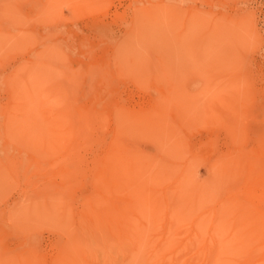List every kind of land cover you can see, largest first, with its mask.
Returning <instances> with one entry per match:
<instances>
[{
    "label": "rangeland",
    "instance_id": "rangeland-1",
    "mask_svg": "<svg viewBox=\"0 0 264 264\" xmlns=\"http://www.w3.org/2000/svg\"><path fill=\"white\" fill-rule=\"evenodd\" d=\"M263 257L264 0H0V264Z\"/></svg>",
    "mask_w": 264,
    "mask_h": 264
},
{
    "label": "bare ground",
    "instance_id": "bare-ground-1",
    "mask_svg": "<svg viewBox=\"0 0 264 264\" xmlns=\"http://www.w3.org/2000/svg\"><path fill=\"white\" fill-rule=\"evenodd\" d=\"M14 95H15V94H14ZM17 97H18V96H17ZM28 97H29V96H27L26 98L29 99ZM11 98H12V97H11ZM49 98H50V97H49ZM16 99H17V98H16ZM31 99H32V98H31ZM56 100H57V99H56ZM13 101H14V99H13ZM13 101H11V102H13ZM24 101H26V99H24ZM53 101H54V100H53ZM54 102H56V101H54ZM54 102H53V103H54ZM13 103H14V102H13ZM19 103H20V102H19ZM53 103H52V106H51V107H55V106H56V105L53 106ZM58 103H59V102H58ZM58 103H56V104H58ZM25 104H26V102H25ZM27 104H28V103H27ZM35 104L38 105V102L35 103ZM39 104H40V106H41V102H40ZM46 104H48V103H46ZM62 105H63V104H62ZM42 106L44 107L43 104H42ZM47 106H48V105H47ZM57 107H58V106H57ZM57 107H55V108H57ZM59 107H60V106H59ZM30 108H31V106H30ZM32 108H33V107H32ZM53 109H54V108H52V110H50V111L48 110L47 115H45L46 118H47V116L49 117V115H50V114L48 115L49 112H51V111L53 112ZM66 109H67V108H66ZM39 110H40V109H39ZM43 110H44V109H43ZM56 110H57V109H55L54 112H55ZM62 110H63V109H61L60 111L62 112ZM23 111H24V110H23ZM29 111H30V110H29ZM45 111H47V110H45ZM45 111L43 112L44 114H45ZM65 111H67V110H64V114L67 115V112H65ZM25 112H26V111H25ZM40 112H42V111L40 110ZM26 113H27V112H26ZM26 113H25V115H26ZM28 113H29V112H28ZM61 114H63V112H62V113H60V112L57 113V115H58L59 117H60ZM55 116H56V115H55ZM55 116L53 115V117H55ZM63 116H64V115H63ZM63 116H62V117H63ZM42 117H43V116H42ZM51 117H52V116H51ZM64 117H66V116H64ZM67 117H68V116H67ZM44 119H45V117H44ZM47 119H48V118H47ZM47 119H45V120H47ZM50 119H51V118H49L48 121H49ZM57 121H58V120H57ZM54 122H56V121H52L53 124H52V123H50V124H52L53 127H55V126H56V123H58V127H57V128L55 127V128H56V131H57V129H59V128H61V127L65 128L64 130H66V124H65V123H59V122H56V123L54 124ZM50 124H48V125L50 126ZM59 124H61V125H60L61 127H59ZM63 124H65V126H62ZM52 125H51L49 128H51ZM19 127H20V126H19ZM27 127H28V126H27ZM53 127H52V129H53ZM34 128H35V127H34ZM55 128H54V129H55ZM19 129H20V128H19ZM35 129H37V128H35ZM59 130H61V129H59ZM57 132H58V131H57ZM60 132H61V131H60ZM62 132H63V130H62ZM62 132H61V133L58 132V133H59V134H62ZM64 133H65V131H64ZM58 136H59V135H58ZM60 136H61V135H60ZM60 136H59V137H60ZM54 137H55V134H54ZM59 137H58V138H59ZM61 137H62V136H61ZM58 138L56 137L55 139H58ZM61 139H62V138H61ZM61 139H60V140H61ZM231 172H232V171H231ZM232 174H233V173H232ZM200 191H201V190H200ZM202 192H204V190H202ZM165 200H166V199H165ZM167 203H168V202H167ZM92 214H93V213H92ZM175 215H176V218L178 217V219H179V216H178L177 214H175ZM170 217H172V215H170ZM170 217H169V219H170ZM172 218H173V217H172ZM174 218H175V217H174ZM176 218H175V219H176ZM175 219H174V220H175ZM172 221H173V220H172ZM169 222H170V221H169ZM175 222H177V219H176ZM175 222L173 221V223H175ZM105 223H106V222H105ZM204 223H205V222H204ZM169 224H170V223H169ZM171 224H172V223H171ZM104 225H105V224H104ZM165 225H166V224H165ZM199 225H200V224H198L196 227H198ZM220 225H221V224H220ZM168 226H173V225H168ZM203 226H204V225H203V223H202V224L199 226V228L201 227L200 229L203 230V229H204ZM217 226H219V224H217ZM118 227H119V226H118ZM192 227H194V226H192ZM245 227H247V226H245ZM122 228H123V227H122ZM167 228L169 229V227H167ZM170 228H171V227H170ZM168 229H167V230H168ZM194 229H195V228H194ZM207 229H208V228H207ZM243 229H244V228H243ZM170 230H172V228H171ZM204 230H205V229H204ZM212 230H213V228H212ZM244 230H245V229H244ZM213 231H214V230H213ZM218 231H219V230H218ZM196 232H197V234L193 232V236H194V237H195L196 235H199V236L202 235V233L199 232V230L196 231ZM215 232H217V231H214V234H215ZM217 233H218V232H217ZM217 233H216V234H217ZM166 234H168V233L166 232ZM166 234H164V235H165V238H164V236L162 235V236H163V237H162V238H163V241H166L165 239H167V238H166ZM172 234H173V231H172ZM174 234H175V233H174ZM194 234H196V235H194ZM170 237H171V236H170ZM174 237H175V236H174ZM215 237H216V236H215ZM217 237H218V236H217ZM197 238H199V237H197ZM197 238H196V239H197ZM209 238H210V237H209ZM187 239H188V238H187ZM187 239H186V240H187ZM193 239H195V238H192V240H193ZM220 239H222V238H220ZM198 240H199V239H198ZM213 240H214V239H213ZM215 240H216V238H215ZM215 240H214V241H215ZM187 241H188V240H187ZM193 241H194V240H193ZM196 241H197V240H196ZM204 241H205V240H204ZM204 241H203V242H204ZM207 241H209V240L207 239ZM225 241H226V239H225ZM225 241H224V242H225ZM236 241H238V239H236ZM180 242H181V241H180ZM182 242H183V241H182ZM182 242H181V243H182ZM189 242H190V241H189ZM203 242H202V243H203ZM205 242H206V241H205ZM164 243H165V242H164ZM166 243H167V241H166ZM172 243H173V244H172V245H173V247H172L173 249H174V247H177V246L174 245V242H173V241H172ZM183 243H184V242H183ZM183 243H182V244H183ZM191 243H192V242H191ZM191 243H190V246H192ZM193 243H194V242H193ZM212 243H213V242H212ZM216 243L219 244L220 242H216ZM182 244H179V243H178V245H180V246H181ZM186 244H188V242H186ZM198 244H199V243H198ZM198 244H196V246L198 247L197 249H200V250L202 249L201 253L204 254V255H206L205 253H203V252H204L203 250H205L203 246H206V245H205L206 243H205L204 245H202L201 248H199L200 245L198 246ZM208 244H210V243H208ZM218 244H217V245H218ZM161 245H162V244H160V246H161ZM165 245H166V244H163V246H165ZM167 245H168V244H167ZM188 245H189V244H188ZM188 245H187V247L185 248V243H184V246L182 245L183 247H182V249L180 248V250L183 251L184 249H185V250L188 249V247H189ZM160 246H159V249H160ZM180 246H178V247H180ZM196 246H195V247H196ZM210 246H211V245H210ZM215 246H216V245H215ZM206 247H207V246H206ZM206 247H205V248H206ZM207 248H209V246H208ZM207 248H206V249H207ZM159 249H158V247H155V250L150 254V256H151L152 258H156L157 256H159V255H160V254H158V253L160 252ZM176 249H178V250H176V251H179V248H176ZM174 250H175V249H174ZM185 250H184V251H185ZM184 251H183V252H184ZM179 252H181V251H179ZM206 252H208V251H206ZM174 253H175V251L172 252V256H173V257H175V256H174ZM196 253H197V251H196ZM209 253H210V252H209ZM198 254H199V253H198ZM202 254L200 255V257L202 256ZM196 255H197V254H196ZM204 255H203L202 258H203V260H206V261H207L206 263L212 262V261H214V260L217 259V258L215 257L217 254H215L214 257L209 256V254H208L209 257H208V256H204ZM212 255H213V254H212ZM163 256H164V255H163ZM168 256H169V255H168ZM169 257H170V256H169ZM158 258H159V257H158ZM250 258H251V257H250ZM164 259H165V258H164ZM263 259H264V257H263ZM246 262L249 263L247 260H246ZM246 262H245V263H246ZM262 263H263V262H262ZM254 264H255V263H254Z\"/></svg>",
    "mask_w": 264,
    "mask_h": 264
}]
</instances>
